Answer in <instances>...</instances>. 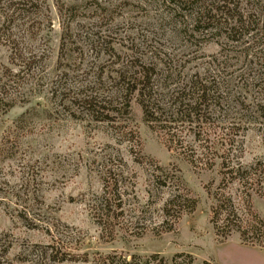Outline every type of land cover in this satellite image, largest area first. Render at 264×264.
<instances>
[{
    "label": "rangeland",
    "instance_id": "1",
    "mask_svg": "<svg viewBox=\"0 0 264 264\" xmlns=\"http://www.w3.org/2000/svg\"><path fill=\"white\" fill-rule=\"evenodd\" d=\"M142 67L171 122L132 92ZM221 195L246 238L216 234ZM251 212L264 0H0V264H264Z\"/></svg>",
    "mask_w": 264,
    "mask_h": 264
},
{
    "label": "trees",
    "instance_id": "2",
    "mask_svg": "<svg viewBox=\"0 0 264 264\" xmlns=\"http://www.w3.org/2000/svg\"><path fill=\"white\" fill-rule=\"evenodd\" d=\"M152 68L151 67H142V69L138 72V76H136L135 81L131 86V90L132 92L136 93L137 96H139V100L140 103L142 105L143 108V112L147 118V120L149 122H154V123H160L162 121H168L171 122V119L169 116V112L164 111L163 108H161V105L157 104L155 102L156 99H154V96L152 94L153 89H154V80H153V74H152ZM130 83V82H129ZM205 88H208V86L206 84H204L203 86H201V88H198V99L197 101L193 102L190 105H185L183 104V102H174V104H176V106H178V109L176 110L175 113H172L171 115L177 114L179 115L180 113L182 114V111H185L189 114L192 115L197 109L200 110L202 106H204L205 104V100L208 96V90H206ZM180 93H177V98H179ZM162 118H166V119H162ZM224 166V163H223ZM239 171V169L234 170V168H230L227 171H222V174L225 178V175L228 173L233 174L234 172ZM253 181H251V184L254 182V179H252ZM249 183H244V186H247ZM254 190V189H253ZM248 191V198L251 199L252 198V192ZM260 192V191H257ZM212 196V194H211ZM223 196V199H225L226 203H229V208L230 209H226V211L222 208L224 207V202H222L219 199L220 204H218L217 202H214L211 206V223L215 229V232L218 236H223V237H227L228 235H230L233 231H239L242 234L243 238H246V232L243 231V227L242 225H238L236 228L231 225L232 223H234L235 220H241L242 223L243 220L239 217L238 215V210L237 208L234 206L232 198L230 196L225 197L224 195H221V197ZM217 198V197H215ZM220 198V197H219ZM218 201V199H217ZM222 206V207H221ZM250 215L254 216L256 219V223L261 224L264 227V222L263 221H259V218L257 217V215L253 214L252 212L250 213ZM222 216V217H221ZM220 221H223V225H220ZM251 221V220H250ZM253 222V221H251ZM249 222V223H251ZM251 225V224H249ZM228 227L229 228V232H222V227ZM260 246L264 247V241H261ZM209 264V263H207Z\"/></svg>",
    "mask_w": 264,
    "mask_h": 264
}]
</instances>
